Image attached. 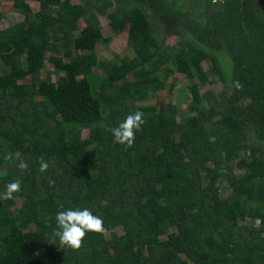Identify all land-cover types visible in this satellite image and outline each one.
<instances>
[{"label": "trees", "instance_id": "obj_1", "mask_svg": "<svg viewBox=\"0 0 264 264\" xmlns=\"http://www.w3.org/2000/svg\"><path fill=\"white\" fill-rule=\"evenodd\" d=\"M30 1L39 7L34 29L0 30V63L23 58L0 77V197L21 181L17 211L13 199L0 198V264H264V0H203L195 11L167 0ZM99 16L116 34L127 28L134 57L102 65L93 95L86 76L99 63ZM157 16L175 20L178 46L165 43ZM80 20L84 32L73 37ZM47 53L54 69L70 75L66 84L40 77ZM162 56L188 79L193 115L182 122L171 104L137 106V84L161 87L149 76ZM202 63L211 64L220 95L202 99L193 85L206 78L194 72ZM24 77L30 84L17 83ZM137 111L146 122L125 150L105 129ZM20 159L28 169L17 167ZM77 208L101 217L106 232L86 234L72 251L52 233L57 213ZM246 221L251 226H240ZM119 228L122 236L113 233Z\"/></svg>", "mask_w": 264, "mask_h": 264}, {"label": "rangeland", "instance_id": "obj_2", "mask_svg": "<svg viewBox=\"0 0 264 264\" xmlns=\"http://www.w3.org/2000/svg\"><path fill=\"white\" fill-rule=\"evenodd\" d=\"M82 0H69L68 3H77ZM174 7L191 9L195 11L199 6L200 2L203 0H167ZM257 7L262 6V2L259 1L256 3ZM38 3L32 2L30 0H0V30L6 29L8 27H14L18 32H27L36 27V21L34 18V13L38 11ZM114 7H110V10H113ZM146 12L151 14L149 10ZM150 18V17H149ZM151 21V19H150ZM156 26L160 27V32L163 33L164 41L167 45L178 46L180 44L179 33L176 29V22L173 18L157 16L155 17ZM99 25L102 30L103 39L99 40L95 47V54L98 59V64L92 69L86 78L89 82L91 91L93 95L98 93V88L101 85L105 72L102 65L110 62L119 63L121 59H131L134 57L133 50L128 45L127 38V28L123 32L116 34L109 26V20L106 16H99ZM85 24L82 20L78 22V30L73 33V37H79L83 34ZM217 53V52H216ZM215 53V54H216ZM50 53H47L45 56V62L39 68V75L41 78L49 77L52 82L56 85H63L68 82L70 75L62 71H58L53 68V66L48 61ZM59 56H63V51L59 52ZM67 61V59H65ZM23 65V58H20L16 64L12 67H6L0 63V77L9 73L12 69L21 68ZM220 65L222 70L225 72H231L232 66L230 60L225 57L221 58ZM156 69L157 72L149 76L150 78L155 77L160 83L161 87L158 88L156 92H153L151 88L141 87L137 84V95L139 96V101L137 106H153L157 110H160L164 105L171 104L176 111L177 121L182 122L184 119L191 117L193 114L189 112V106L191 105L189 91L187 86L189 85L188 79L186 76L177 74L175 69L172 67L170 62L166 59L165 56L156 59ZM212 66L210 63H202L198 68L194 70L197 74H204L205 80L202 81L197 77L193 78L192 83L196 86L197 92L204 99L207 95L211 94L213 96H218L224 92L223 86L220 84V81L216 74L211 71ZM83 76H78V79ZM133 78L130 76L127 79V82H132ZM30 77H24L17 80L18 84H30ZM37 99H40L39 97ZM204 109L207 108V105L204 101L202 104ZM88 131H83L82 139L87 138ZM248 137V136H247ZM252 140V138H250ZM243 154H241V157ZM234 174L237 177L242 176V172L234 169ZM230 191L223 185L220 187V195L223 198L228 197ZM13 201L15 202L14 211H17L21 206V201L14 197ZM260 225L259 222L254 223V227L258 228ZM240 226L249 227L251 226L250 221L240 223ZM117 236L123 235L122 229H116L113 232ZM171 233V231H169ZM111 236L110 233L105 234V239L109 240ZM161 241L166 240V237H161Z\"/></svg>", "mask_w": 264, "mask_h": 264}, {"label": "clouds", "instance_id": "obj_3", "mask_svg": "<svg viewBox=\"0 0 264 264\" xmlns=\"http://www.w3.org/2000/svg\"><path fill=\"white\" fill-rule=\"evenodd\" d=\"M233 87L239 90L243 88V85L239 81H236ZM145 122L144 113L137 111L134 114L127 115L117 126L106 128L105 130L111 133L114 144L124 146L125 150H127L134 145L136 133L142 130ZM215 139V136L209 137V141L212 143L215 142ZM12 159V154L4 156V160L6 161ZM17 167L20 170H26L29 165L25 160L20 159ZM48 168V162L41 157L39 160V171L44 173ZM54 183L55 181L49 180L50 185H54ZM5 188V192L0 198L11 200L14 198V194L20 191L21 181L19 179L14 180L8 183ZM55 221L56 229L52 235L58 238L61 248L67 247L72 251H79L83 247L86 234L94 233L103 235L106 232L102 218L93 215L88 208H84L83 210L77 208L59 211L55 217Z\"/></svg>", "mask_w": 264, "mask_h": 264}, {"label": "flooded vegetation", "instance_id": "obj_4", "mask_svg": "<svg viewBox=\"0 0 264 264\" xmlns=\"http://www.w3.org/2000/svg\"><path fill=\"white\" fill-rule=\"evenodd\" d=\"M224 0H211L213 4H219L222 3Z\"/></svg>", "mask_w": 264, "mask_h": 264}]
</instances>
